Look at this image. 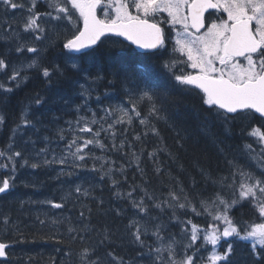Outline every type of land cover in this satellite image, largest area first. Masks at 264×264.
<instances>
[{
    "label": "trees",
    "instance_id": "trees-1",
    "mask_svg": "<svg viewBox=\"0 0 264 264\" xmlns=\"http://www.w3.org/2000/svg\"><path fill=\"white\" fill-rule=\"evenodd\" d=\"M47 4L48 0L38 1L36 10L41 13L52 11ZM0 10V23L7 20L6 25L9 24L0 33V57L9 63L8 70L0 73V82L14 89L7 95L0 92V115L5 117V123L0 125V150H6L7 145L12 143L13 152L23 153L22 158L17 159L15 187L6 193H0V240L11 245L7 250V257L0 258V264H79V254L85 247H98L97 255L101 257L103 264H111L110 258L106 256L109 251L123 256L125 261H134V264H149L148 259L141 261L136 257L139 252L147 253L149 246L155 248L160 244L152 235L157 225L162 226L165 239L168 240V235L171 236L169 239L175 237L180 250L186 239L185 236L182 241L187 233L182 231L187 227L186 222L190 220L196 224L204 223V217L188 209H176L173 214L172 209L165 208L161 211L153 207L167 199L170 190H177L182 186L191 203L198 206L201 200L211 201L217 192L230 196L229 190L222 188L219 182L221 177L229 176L231 171L226 160H235L247 170L256 171L254 167H248L253 162L247 158L244 146L253 143L247 136L249 129L253 125L264 124V121L257 115L244 113L236 116L234 122L229 117L225 123L223 117L213 115L202 105L198 89L176 86L171 72L164 67L166 62L177 60L172 54L174 46L169 40L171 37H168L165 49L159 50L155 55H146L120 39L109 36L96 48L94 62L76 61L80 65V70L77 71L70 67L62 47L64 40L70 38L75 31L70 23H48L45 27L48 31L38 41L34 39L33 33L23 31L26 12L22 14L23 20H20L15 11L5 10L3 5H0ZM13 33H18V36ZM20 45L25 48L36 47L40 51L38 54L26 50L17 53L15 49ZM32 59L49 68L59 65L62 74L56 73L49 81L38 70H27L22 71V74L27 75L28 79L20 87L16 88L13 83L8 82L7 77L11 75L13 68L22 70ZM177 69L174 66L172 72L179 74ZM114 71H119L121 76L114 78ZM126 74L134 77L146 75L160 86V102L164 104V115L169 120L167 123L154 120L153 123L159 128L163 141L151 134L143 136L146 129L139 119L134 118L131 125L124 123L115 127V144L119 146L122 140L125 141L123 149H113L111 134L101 133L99 139L106 146L105 149L89 145L81 153L87 154L85 161L75 162L81 164V167H76L74 160L68 157L65 165H45V159L52 160L55 156L58 160L65 157L64 150L59 152L62 146H57L58 142L67 139V135H74L69 134L66 128L76 126L75 121L85 117L84 112L87 115L90 113L86 116L90 119L92 112H96L99 119V109L128 104V96L121 82ZM98 75L103 79H94ZM109 81L114 82L109 84ZM37 97L42 99V103H34ZM85 100L87 106L78 110V106L84 105ZM148 107L144 103L139 110L146 114ZM26 108L27 119L31 121V125L27 126L21 124L22 113ZM17 125L21 126L17 128ZM92 127L95 132L100 126ZM60 130H63L62 139ZM177 131L181 137L186 138L183 141L184 149L178 153L179 159L174 163L162 153L154 163L147 153L162 143H166L169 150L177 154ZM136 135H141L140 141L135 140ZM87 138L92 136L87 134ZM41 149H46V152L42 153ZM141 151L143 155L140 157V169L143 170V175L131 157L132 152L140 155ZM97 157L100 159H95ZM24 159L28 160V165L21 167ZM3 163L7 161L0 158V164ZM32 163L41 166L32 168ZM101 164L104 165L103 170ZM180 165H183L182 169ZM157 166L162 168L159 174L154 170ZM201 168L206 175H201ZM109 169L112 171L109 172ZM61 171L71 172L72 175H61ZM8 175V171L0 169V178ZM113 180L118 182L116 186L113 185ZM230 182L229 176L225 184ZM76 186H80L82 191L88 190L89 194H80L77 198L74 192ZM69 192L72 193L71 197L64 200ZM129 192H133L131 197L127 195ZM149 196L153 199L149 200ZM142 198L148 207L147 215L133 207L132 202H139ZM49 200L64 203L65 207L53 208L46 202ZM230 216L241 226L245 222H261L248 203L235 207ZM5 217L8 218L6 225L3 222ZM133 220L140 222L142 231L147 229V235L143 236V248L134 242L131 234L134 229L128 227ZM69 227L76 228L77 232L69 234ZM106 229L110 241L105 240L104 245L100 246ZM80 236L83 237L82 240ZM61 240L63 243L59 242ZM229 242L234 244L232 264H253L248 242L232 238H229ZM221 245L220 251H223L227 244L223 241ZM69 251L72 255H65ZM200 256H203L201 252Z\"/></svg>",
    "mask_w": 264,
    "mask_h": 264
},
{
    "label": "snow or ice",
    "instance_id": "snow-or-ice-1",
    "mask_svg": "<svg viewBox=\"0 0 264 264\" xmlns=\"http://www.w3.org/2000/svg\"><path fill=\"white\" fill-rule=\"evenodd\" d=\"M0 5L11 9H23L24 4L15 3L14 0H0ZM38 0H29L27 13L23 22V31L34 34L35 40L44 38V34L48 31L45 27H41L39 21L44 17L49 18V22L67 21L72 24L75 29L70 38H67L62 43L65 50V55L70 62V67L73 70H80V65L76 61L94 62V53L96 48L109 38V34L114 36L124 37L131 44L146 50V55H155L161 49H165L167 36L162 23L172 25H180L182 31L176 33L175 46L173 52H180L186 56V60L182 61L187 67L193 69L192 72L181 71L180 74L172 72V68L176 62H166L165 68H168L172 74V79L176 86L187 89H198L201 94L200 99L202 105L207 107V110L217 117H223L225 123L229 117L234 118L244 113L252 115L258 114V118L264 121V0H107V5L104 6V18L101 19L96 14L98 6L102 5V0H48V8L52 11L41 13L37 11ZM134 8V15L130 9ZM208 9L222 10L224 16H218L217 19L210 22L205 17V12ZM187 10V14H185ZM55 13V14H53ZM78 13L76 19L74 16ZM167 13L166 20H158L162 14ZM82 21V27L79 22ZM55 25L53 24V30ZM201 29H205L201 32ZM18 36V33H13ZM38 54L39 49L36 47L18 46L15 51L22 53L24 51ZM9 68V63L0 57V73L6 72ZM27 70H38L40 74L51 80L56 73H61L59 65H54L51 68L42 66L36 59H33L26 65L24 69L13 68L11 75L7 77L8 82L14 84L16 88L28 79L27 75L22 74ZM114 78L120 77L119 71L112 73ZM94 79H103L102 76H97ZM139 81V83H138ZM114 81H109L112 84ZM122 85L128 96V104L130 107L104 109L105 116L97 119L96 113L92 112V118L88 119L81 117L75 121L80 133H87L92 136L91 139H84L83 136H74L68 144V150L71 156L76 161L83 162L86 159L84 150L89 145H98L102 150L105 145L99 139L101 133L111 132L113 140V149H123L125 141H121L120 145L115 144L117 133L112 131L114 124L123 125L127 123L131 125L134 118L139 119L146 131L143 136L149 134L163 141L159 128L153 121L168 122L169 117L164 115L166 109L161 101L159 94V85L152 82L150 77L142 75L134 77L131 74H126L122 78ZM12 87H8L6 83L0 82V92L7 95L13 92ZM167 95L166 93L164 94ZM99 99V97L97 98ZM36 104L42 103V99L37 97L34 101ZM144 103L149 105L146 114H142L139 110ZM87 106V100L82 106H78V110ZM120 115L116 116V112ZM28 109L22 113L21 124L31 125V121L27 119ZM116 116L114 123H108L107 128H104L101 122H106L107 119ZM5 123V117L0 115V125ZM83 124V127L80 125ZM93 125H101L98 130L93 131ZM21 125H17L19 128ZM15 129L13 134L15 135ZM61 131V139L63 138V130ZM177 136V154H173L169 150L166 143H162L153 151L148 152V157L156 163L160 154H166L174 163L179 159L178 153L184 149V139L180 132H176ZM247 136L257 145L259 151L253 147V144L244 146L245 152L248 155L250 163L248 167H254L257 171H249L244 165L239 164L235 160H226L227 165L231 169L229 176L231 182L225 184L229 180V176L221 177L220 184L222 188H227L230 192V198H225L220 192L214 195L211 201H200L201 208L205 212L208 207L216 213L211 225L201 231L197 224H193L190 220L186 222L191 225L190 229L185 227L182 231L188 233V243L183 246L182 250H178L175 237L169 239L168 243H164L165 237L162 234V226L157 225L156 231L152 235L160 242L159 247H148L147 253L139 252L136 259L141 261L148 259L149 264H232L231 257L234 254V244L229 242V238L238 239L250 244V254L253 258V264H264V124L253 125ZM135 140L140 141L141 135H136ZM14 145L9 143L6 150H0V158H3L7 163L0 164V169L10 173L8 176L0 178V193H6L15 187L17 174V159L22 158L23 153L12 151ZM75 151H71L72 148ZM223 152V149H220ZM41 152H46V149H41ZM11 153V154H9ZM39 155V153H38ZM140 155L135 152L131 153L132 160L136 163L137 169H140ZM95 159H100L99 157ZM67 157L56 159L53 156L52 160L45 159L43 163L65 165ZM114 163V162H113ZM28 165V160L24 159L21 167ZM32 168H38L41 165L32 163ZM76 167H81L79 163H75ZM104 165L101 164V170ZM181 169L183 165L179 166ZM95 170V165H93ZM156 173H160L162 168L157 166ZM112 169H109L111 172ZM123 171V167L121 168ZM201 175H206L204 169H200ZM258 173V174H257ZM61 175H72L71 172ZM107 174V173H105ZM116 186L118 182L112 181ZM215 183V181H214ZM193 186L195 184L193 183ZM145 195L147 196V192ZM74 192L79 198L80 194L87 196L88 190L82 191L80 186H76ZM135 192V189H133ZM133 192L127 195L131 197ZM69 192L63 198L67 200L71 197ZM119 195V193H118ZM149 200L153 197H148ZM183 201V202H181ZM53 208L62 209L64 203H56L54 201H46ZM103 202L101 201V204ZM133 207L138 212L147 215L148 207L142 198L139 202L133 201ZM248 203L257 213L261 222L248 223L243 226L235 221L230 213L235 207H240ZM153 207L163 211L165 208L173 210L188 209L196 215V205L192 204L181 186L177 190H170L168 198L153 205ZM91 211V210H89ZM83 217V212L80 213ZM211 215V213H209ZM223 222V227L219 226L218 222ZM4 224L8 223V218H4ZM41 223H44L41 221ZM56 223V221H53ZM128 227L134 229L131 233L134 242L141 248L144 247L143 236L147 235V229L142 231L139 221L133 220ZM69 234L77 232L74 227L68 228ZM76 239L77 237H72ZM81 240L82 236L79 237ZM203 240L204 245H211L212 251L207 257L200 256L201 250L206 251L202 245L198 246L197 241ZM109 240L110 236L105 230L104 239L100 241V246L104 245V241ZM227 244L223 251L218 249L222 247L221 241ZM63 243V241H59ZM11 247L9 243L0 240V258H5L8 255V249ZM98 247H85L79 254V264H103L99 255H97ZM191 253V254H189ZM65 255L71 256L69 251ZM106 256L110 258L111 264H134V261H125L123 256H117L109 251ZM93 257H95L93 259Z\"/></svg>",
    "mask_w": 264,
    "mask_h": 264
},
{
    "label": "rangeland",
    "instance_id": "rangeland-1",
    "mask_svg": "<svg viewBox=\"0 0 264 264\" xmlns=\"http://www.w3.org/2000/svg\"><path fill=\"white\" fill-rule=\"evenodd\" d=\"M38 1H45V0H38ZM14 2L15 3H18V4H24L25 5V7L23 8V9H11V8H8L10 11H15L16 12V14H18V16H19V19L21 20H23V17H22V14L23 13H25L26 12V16L28 15V13H27V7L29 6V0H14ZM105 5H107V0H102V8L104 9V6ZM131 11H132V13L135 15V9L134 8H132V9H130ZM18 12V13H17ZM53 14H55V13H53ZM164 14H167V13H164ZM185 14H186V10H185ZM225 14H222V16H224ZM78 16V13L74 16V19H76V17ZM5 21V20H4ZM10 21H12L13 22V19H11ZM5 25H2L1 23H0V33H2V31H4L7 27H9V25L7 24L6 25V23H7V20L5 21V22H3ZM39 23L41 24V26L42 27H46V25L48 24V23H54V22H49V18L48 17H44L43 19H41L40 21H39ZM11 24H13V23H11ZM72 25V24H71ZM73 28V27H72ZM73 31H74V29H73ZM179 31H182V28L180 27V25H175V30H174V32H179ZM176 33H175V37H174V41H175V39H176ZM175 43V42H174ZM172 54L177 58V60L175 61L176 62V64H175V66L178 68L177 69V73H179L180 74V72L181 71H184V72H192V71H194L193 69H191V68H189V67H187L182 61H184V60H186V56H183L180 52H172ZM122 107H124V108H128V107H130V105L129 104H126V103H123L122 104ZM107 108H110V107H107ZM107 108H105L104 107V109H107ZM111 108H112V106H111ZM118 108V107H117ZM104 109H99V111H97V112H101V117H104L105 116V112H104ZM115 109V108H114ZM103 110V111H102ZM96 113V112H95ZM90 114V113H89ZM88 114V115H89ZM84 116H85V118H86V116H88L87 115V113L86 112H84V114H83ZM120 115V113L117 111L116 112V116H119ZM116 116H114V117H112V118H109V119H107V121L106 122H101V124H102V126H104V128H107V124L108 123H114V121H115V118H116ZM92 118V117H91ZM88 119H90V118H88ZM97 119H98V117H97ZM117 125L118 124H114V128H113V130L112 131H115V127H117ZM99 126H101V125H99ZM80 127H83V124H81L80 125ZM66 129H68L69 130V134H73L74 133V135L73 136H71V137H69L68 135H67V139L65 138V139H63L62 140V142H58L59 144L57 145V146H62V148H61V150H59V152H62V150H64L63 151V155L65 156V157H68V158H71V159H73L74 160V158L71 156V154H70V152H69V150H68V144L70 143V141L74 138V136H83V138L84 139H91V138H87V133H80L79 132V130H78V127H77V125L76 126H74V125H72V126H68ZM110 134H111V132H109ZM248 144H253V147L254 148H256V150L257 151H259V148L257 147V145L256 144H254V143H248ZM71 151H75V148L73 147L72 149H71ZM246 156H247V158H248V155H247V153H246ZM251 162H253V164L255 163L254 161H251ZM253 171H255V170H253ZM257 171V170H256ZM258 174V173H257ZM225 196V195H224ZM225 198H230V196H225ZM196 208H197V212L198 213H200V215L199 216H202V217H204V223L203 224H197L199 227H200V229H201V231L203 232V230L205 229V228H207L209 225H211L212 223H214V221H213V216L214 215H216V213L215 212H213L212 211V208L209 206L208 207V211L207 212H205L204 211V209L203 208H201V206H200V204L197 206L196 205ZM188 210H190L191 211V208L189 207L188 208ZM192 212V211H191ZM209 213H211V215H209ZM193 224H196V223H193ZM218 224H219V226L221 227V229H222V227H223V222L222 221H220V222H218ZM190 227H191V225H187V228H189L190 229ZM186 236V239L184 240V237ZM171 236L170 235H168V240L167 239H164V243L165 244H167L168 243V241H169V238H170ZM184 240V241H183ZM182 241H183V244H182V246H184V245H186L187 243H188V233H185V235L182 237ZM221 242H223V240L221 241ZM220 242V243H221ZM197 245H202L203 246V248H206L207 250L206 251H204V250H201V254L203 255V257H207L210 253H211V251H212V246L209 244V245H204V243H203V240L201 239V240H199V241H197ZM160 246V244L158 243V247ZM183 249V248H182ZM182 249H180V250H182ZM219 251H220V248L218 249ZM189 254H191V253H189ZM199 264V263H198Z\"/></svg>",
    "mask_w": 264,
    "mask_h": 264
},
{
    "label": "flooded vegetation",
    "instance_id": "flooded-vegetation-1",
    "mask_svg": "<svg viewBox=\"0 0 264 264\" xmlns=\"http://www.w3.org/2000/svg\"><path fill=\"white\" fill-rule=\"evenodd\" d=\"M96 11H97V15L99 16V18L103 19L104 18V9L100 6H98ZM186 14H187V10H186ZM222 14L223 13L221 10L217 11V10L212 9V10H208L205 12V17L210 22L211 20L217 19L218 16H222ZM166 16H167V14L162 13L157 19L158 20H166L167 19ZM79 26L80 27L82 26V21L79 22ZM161 27L164 28L167 39H168V37H171V39H169V40H170L171 44L173 46H175V43H174L175 42L174 37H175V33H176V32H174L175 26L173 27L172 25H169L167 23H162ZM204 30L205 29H203V31ZM203 31H201V32H203Z\"/></svg>",
    "mask_w": 264,
    "mask_h": 264
},
{
    "label": "water",
    "instance_id": "water-1",
    "mask_svg": "<svg viewBox=\"0 0 264 264\" xmlns=\"http://www.w3.org/2000/svg\"><path fill=\"white\" fill-rule=\"evenodd\" d=\"M208 10H212V9H208ZM208 10H207V11H208ZM201 30H202V29H201ZM109 36H114V35L109 34ZM114 37H117V38L121 39L122 41H124V42L130 44L131 46H133V47H134L137 51H139V52H146V50L141 49V48L137 47L136 45L131 44V42L125 40L124 37H120V36H114ZM256 115H258V114H256Z\"/></svg>",
    "mask_w": 264,
    "mask_h": 264
},
{
    "label": "bare ground",
    "instance_id": "bare-ground-1",
    "mask_svg": "<svg viewBox=\"0 0 264 264\" xmlns=\"http://www.w3.org/2000/svg\"><path fill=\"white\" fill-rule=\"evenodd\" d=\"M0 11H1V10H0ZM1 17H2V16H1ZM6 19H7V18H6ZM5 21H6V20H5ZM5 21H4V22H5ZM7 23H8V22H7ZM58 23H59V22H58ZM3 24H4V23H3ZM3 24H2V25H3ZM8 25H9V24H8ZM60 26H61V25H60ZM62 26H63V25H62ZM59 28H61V27H59ZM61 29H63V28H61ZM65 31H66V30H65ZM12 40H13V39H12ZM15 41H16V40H15ZM38 41H41V40H38ZM10 43H12V42H10ZM14 46H15V45H14ZM5 47H6V46H5ZM6 48H7V47H6ZM6 48H5V49H6ZM5 52H6V50H5ZM25 57H26V56H25ZM19 58H21V57H19ZM25 59H26V58H25ZM32 60H33V59H32ZM26 63H27V62H26ZM28 63H29V62H28ZM245 145H246V144H245Z\"/></svg>",
    "mask_w": 264,
    "mask_h": 264
}]
</instances>
